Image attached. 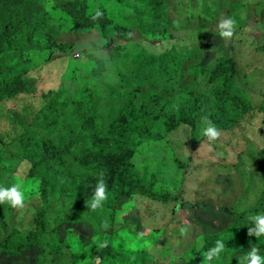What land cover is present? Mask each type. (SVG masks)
<instances>
[{
	"label": "trees",
	"instance_id": "trees-1",
	"mask_svg": "<svg viewBox=\"0 0 264 264\" xmlns=\"http://www.w3.org/2000/svg\"><path fill=\"white\" fill-rule=\"evenodd\" d=\"M125 1L100 0L96 5L91 0H0V107L20 94L37 92L39 83L32 72L51 63L57 53H69L73 49L72 42L66 45L56 40V27L96 30L109 43L130 40L133 30L112 22L106 7L112 2ZM159 3L161 0L148 2L146 17L150 22L144 25L147 29L140 30L143 36L168 34L169 19L167 13L160 11ZM97 10L103 15L93 20ZM119 48L115 46L109 51V60L114 62L121 86L127 88L128 80L140 74L149 81L147 94L141 99H136L142 93L141 86L124 90L119 94V105L101 116L91 93L84 92L70 99L63 95L62 89H55L40 93L41 108L37 111L27 108L9 112L11 130L0 140L6 145L0 146V165L8 157L10 147L16 148L28 164L27 180L37 183L33 184L36 188L32 194L40 200L33 225L26 230L15 226L10 215L0 213V253L25 264L23 252L32 247L44 248V238L52 235L73 264H156L159 261H163L161 264H248L247 255L252 248H258L259 255L264 257V236L249 237L247 228L251 221L243 223L237 218L220 231L204 235L189 247L185 257L182 253L179 258L175 257L173 246L159 241L164 229L142 236L134 225L116 226L120 208H125L136 196L166 205L176 203L177 209L181 207L177 192L156 189L158 176L153 175L147 181L132 163V156L143 142L165 141L181 124L195 130L201 114L220 130H229L254 109L249 90L236 80V61L229 55L219 56L212 66H194V77L205 76L207 89L189 86L174 92L171 87L182 73L181 59L176 52L156 57L138 50L132 65L131 54H123ZM34 53L40 57L38 61L33 59ZM124 58L130 60V65L121 67L119 62ZM55 130L62 131L54 134ZM193 142L195 145V139ZM175 160L185 168L180 158ZM102 171L109 198L102 208L92 211L88 201ZM262 205L264 181L249 211L258 210ZM80 222L98 224L96 239L88 246L78 237L74 242L73 236L62 238L57 232L64 223ZM105 222L107 229L102 227ZM53 223L55 227L50 228ZM180 230L174 229V234ZM120 237L139 238L144 242L136 240L138 248L135 245L126 252L114 247ZM217 240L223 241L225 248L218 258L208 261L205 253ZM105 241L107 246L99 247ZM148 246L158 248L152 253ZM157 252L162 256L156 257ZM96 258L100 259L99 263H95ZM37 264H46L42 256Z\"/></svg>",
	"mask_w": 264,
	"mask_h": 264
},
{
	"label": "rangeland",
	"instance_id": "rangeland-1",
	"mask_svg": "<svg viewBox=\"0 0 264 264\" xmlns=\"http://www.w3.org/2000/svg\"><path fill=\"white\" fill-rule=\"evenodd\" d=\"M91 1L96 5L100 3V0ZM148 2L127 0L122 4L112 2L106 6L112 22L133 30L130 40L109 43L96 30L56 27V40L66 45L72 42L73 49L69 53H57L51 63L32 72L31 75L38 79L37 92L20 94L3 103L0 107V140L7 137L11 130L9 112L27 108L37 111L41 108L40 93L44 91L62 89L63 95L70 99L84 92L91 93L97 102V113L101 116L111 111L112 106L119 105V96L124 90L141 86L142 93H138L136 99L145 96L149 88L145 75L128 80L127 88L121 86L114 62L109 60V51L115 46H119L123 54L130 53L131 62L138 50L156 57L176 52L181 59L182 73L171 87L174 92L189 86L207 89L205 76L194 77V66H212L219 56H231L236 61V80L249 90L254 109L233 128L220 130L211 151L202 134V118L207 116L201 114L195 130L181 124L168 134L165 141L143 142L131 159L147 181L153 175L158 176L156 189L177 192L180 197L177 203L181 207L177 209L176 203L166 205L136 196L124 201L128 202L125 208H120L116 226L134 225L142 236H148L155 229H164L165 233L159 241L173 246L174 255L179 258L182 253L185 257L189 247L198 243L204 235L220 231L234 218L248 223L251 216L264 214V205L249 211L264 181V0H161L160 11L167 13L169 19V31L165 37L155 34L143 36L140 33L141 29H147L144 25L150 22L146 17ZM222 17H231L236 21V30L230 40L219 36L217 25ZM33 59L38 61L40 57L34 53ZM130 60L124 58L119 66H129ZM0 146L6 145L0 141ZM9 151L0 165V186L20 184L25 192V206L14 209L8 204H0V213L10 215L15 226L26 230L32 227L39 205L40 199L32 194L37 183L27 180L28 164L22 160L21 153L14 147H10ZM176 157L182 160L185 168L179 166ZM175 207L176 213L173 212ZM54 227L53 223L50 228ZM97 227L98 224L91 222L64 223L57 232L62 238L73 236L74 242L79 238L84 246H88L96 239ZM182 227L188 229L186 235H181L180 231L174 234V229ZM136 240L144 242L139 238L120 237L115 240L114 247L127 252L135 245L138 248ZM44 241V248L32 247L23 252L25 264H37L41 256L46 264H73L64 248L57 245L54 236L47 235ZM155 247L149 249L148 246V249L153 253L158 248ZM160 256L157 252L156 257ZM99 261V258L95 259V263ZM10 262L12 260L0 253V264Z\"/></svg>",
	"mask_w": 264,
	"mask_h": 264
},
{
	"label": "clouds",
	"instance_id": "clouds-1",
	"mask_svg": "<svg viewBox=\"0 0 264 264\" xmlns=\"http://www.w3.org/2000/svg\"><path fill=\"white\" fill-rule=\"evenodd\" d=\"M103 15L102 12L97 10L92 16L93 20L99 19ZM219 36L222 39L230 40L236 30V21L231 17H222L217 25ZM202 134L208 141L209 151L212 150V145L218 140L220 136V129L214 125L207 117L202 118ZM25 192L22 190L20 184H12L10 187L0 186V204H8L14 209H22L25 206ZM109 198L107 190V184L105 181V173L102 171L99 173L97 184L92 198L88 201V207L95 211L104 206ZM251 226L247 228V235L249 237H255L256 239L264 236V214H258L251 216ZM102 227L108 228L107 222ZM181 235H186L188 229L181 228ZM107 246V242H103L99 247L103 248ZM225 244L221 240H217L215 246L205 253L206 259L211 261L213 258H218L223 252ZM248 264H264V257L259 255L258 248H252L247 255Z\"/></svg>",
	"mask_w": 264,
	"mask_h": 264
},
{
	"label": "crops",
	"instance_id": "crops-1",
	"mask_svg": "<svg viewBox=\"0 0 264 264\" xmlns=\"http://www.w3.org/2000/svg\"><path fill=\"white\" fill-rule=\"evenodd\" d=\"M3 264H5V263H3ZM6 264H19V263H17V261H12V262L6 263Z\"/></svg>",
	"mask_w": 264,
	"mask_h": 264
}]
</instances>
